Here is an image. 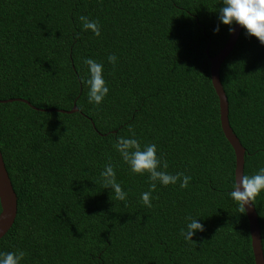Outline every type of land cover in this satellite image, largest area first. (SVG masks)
Instances as JSON below:
<instances>
[{
	"label": "trees",
	"instance_id": "16d2710c",
	"mask_svg": "<svg viewBox=\"0 0 264 264\" xmlns=\"http://www.w3.org/2000/svg\"><path fill=\"white\" fill-rule=\"evenodd\" d=\"M221 7L0 0V100L29 104L0 102V154L16 197L0 252L24 251L21 264H254L245 213L229 195L234 155L209 79L208 56L233 26L219 20ZM81 15L99 21L100 36L83 29ZM86 58L103 65L109 92L99 105L81 80L90 76ZM218 78L244 149L242 175H254L264 167V44L240 27ZM73 103L75 112L59 111ZM130 128L142 148L157 146L165 171L192 177L187 188L156 181L152 207L143 203L149 174L133 173L114 147L133 138ZM108 163L124 201L103 186ZM251 205L264 259V191ZM189 216L204 225L195 242L181 235Z\"/></svg>",
	"mask_w": 264,
	"mask_h": 264
},
{
	"label": "clouds",
	"instance_id": "9594fccd",
	"mask_svg": "<svg viewBox=\"0 0 264 264\" xmlns=\"http://www.w3.org/2000/svg\"><path fill=\"white\" fill-rule=\"evenodd\" d=\"M223 7L219 9V20L225 25L238 24L244 29L249 36H255L261 44H264V0H222ZM84 30H91L96 36H100V24L98 20H90L87 16H79ZM214 31H219L217 26ZM233 27L229 32H234ZM79 34L77 33V36ZM108 60L114 66L117 57L114 54L108 56ZM84 63L89 66L90 76L88 79L81 78L82 83L89 88L88 100L90 103L99 105L103 102L109 92L107 83L103 77V65L91 58H86ZM133 138L118 137L114 145L120 153L125 163L130 166L133 173L143 175L149 174L150 190L142 193L143 203L152 207V192L156 190V181L163 185L176 184L179 182L180 188H187L192 177L185 175L183 172L170 174L165 171L168 168V162L162 156L157 155V146L155 144H146L141 147V143L135 137V132L130 128ZM163 169V170H161ZM103 177L104 188H111L115 193V198L124 201L127 193L121 185L116 182L115 171L111 163L105 166L101 173ZM264 191V167L254 175L243 174L239 180H235L233 190L229 193L231 198L238 204L239 213L246 212V205H251L256 197ZM190 221L186 230L181 229V235L185 240L193 241L192 237L196 231H204V225L197 222V218L187 217ZM260 237V236H259ZM195 242V241H193ZM27 254L24 251L19 252H0V264H21L22 259Z\"/></svg>",
	"mask_w": 264,
	"mask_h": 264
},
{
	"label": "water",
	"instance_id": "95a60500",
	"mask_svg": "<svg viewBox=\"0 0 264 264\" xmlns=\"http://www.w3.org/2000/svg\"><path fill=\"white\" fill-rule=\"evenodd\" d=\"M232 27L235 29V31L228 33V36L223 46L221 47V49L214 56H208V61H209V79H210L211 86L217 97V102H218V115H219L220 129H221V132L224 138L230 145L233 151V155H234L233 178H234V183H235V180L236 179L239 180L240 176H242L244 149L240 145L236 136L234 135V133L229 127L228 120H227L226 98H225L224 92L222 90V87L220 85L219 78H218L219 66L221 62L223 61V59L230 52L231 48L233 47L238 37L241 26L234 23ZM204 54L207 55L206 48L204 49ZM13 100L28 104L27 101L20 99V98L4 99V100H0V102H7V101H13ZM30 107L33 109H36L35 107H32V106ZM52 110L54 111V109ZM76 110L77 109L73 103L70 110L68 111L59 110V111L71 113V112H75ZM245 207H246L245 217H246L247 226H248L250 247H251L253 262L254 264H264V259H263V255H262V251L260 247L259 225H258V221L256 218V214H255V211L252 205H246ZM15 214H16V197L12 189V186L10 184V181H9V178H8V175L5 170L2 157L0 154V238L10 228L15 218Z\"/></svg>",
	"mask_w": 264,
	"mask_h": 264
}]
</instances>
